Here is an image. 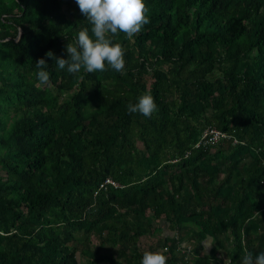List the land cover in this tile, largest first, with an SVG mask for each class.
<instances>
[{
    "label": "trees",
    "instance_id": "trees-1",
    "mask_svg": "<svg viewBox=\"0 0 264 264\" xmlns=\"http://www.w3.org/2000/svg\"><path fill=\"white\" fill-rule=\"evenodd\" d=\"M144 3L150 22L112 37L124 71L73 76L46 53L95 39L75 0H0V264L264 252V0ZM145 94L158 111L129 114ZM209 128L225 136L203 145Z\"/></svg>",
    "mask_w": 264,
    "mask_h": 264
},
{
    "label": "clouds",
    "instance_id": "clouds-1",
    "mask_svg": "<svg viewBox=\"0 0 264 264\" xmlns=\"http://www.w3.org/2000/svg\"><path fill=\"white\" fill-rule=\"evenodd\" d=\"M80 12L92 25V39L88 30L77 34L74 44H67L69 59L56 57L51 51L46 57L55 60L58 70H67L75 76L81 69L87 73L104 72L107 65L117 72L125 69V50L119 43H113L112 37L119 33L132 39L142 27L150 22L146 16L147 8L144 0H75ZM48 64L40 58L35 64L37 80L42 85H50V73L46 71ZM129 114L140 113L151 118L158 111L154 98L150 94L141 96L138 103L127 105ZM212 243L204 245L205 253ZM141 264H167V257L161 252H145ZM240 264H253L252 254L243 257ZM254 264H264V252L258 254Z\"/></svg>",
    "mask_w": 264,
    "mask_h": 264
},
{
    "label": "built area",
    "instance_id": "built-area-1",
    "mask_svg": "<svg viewBox=\"0 0 264 264\" xmlns=\"http://www.w3.org/2000/svg\"><path fill=\"white\" fill-rule=\"evenodd\" d=\"M224 136L225 135L221 134L215 129L209 128L203 133L202 141L200 143L203 145H206L209 143H216L221 137H224ZM111 184L113 183L111 182ZM163 250L166 251L167 249L164 248Z\"/></svg>",
    "mask_w": 264,
    "mask_h": 264
},
{
    "label": "rangeland",
    "instance_id": "rangeland-1",
    "mask_svg": "<svg viewBox=\"0 0 264 264\" xmlns=\"http://www.w3.org/2000/svg\"><path fill=\"white\" fill-rule=\"evenodd\" d=\"M154 223H155V225H157V224H161V223H163V222L160 221V222L158 223V222L156 221V222H154ZM163 224H164V223H163ZM164 227H165V228L163 229V233H162V234H163V235H165V234H166V235L169 234L168 227H167L166 225H164ZM145 247H147V246H145ZM101 253L108 254V252H107V251H104V250H102ZM77 258H78V260H79L80 262H83V258H82V257H80V256L78 255ZM221 258H222V259H225V256L221 254Z\"/></svg>",
    "mask_w": 264,
    "mask_h": 264
},
{
    "label": "crops",
    "instance_id": "crops-1",
    "mask_svg": "<svg viewBox=\"0 0 264 264\" xmlns=\"http://www.w3.org/2000/svg\"><path fill=\"white\" fill-rule=\"evenodd\" d=\"M209 243H210V240L207 241V244H209Z\"/></svg>",
    "mask_w": 264,
    "mask_h": 264
}]
</instances>
